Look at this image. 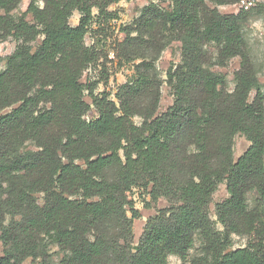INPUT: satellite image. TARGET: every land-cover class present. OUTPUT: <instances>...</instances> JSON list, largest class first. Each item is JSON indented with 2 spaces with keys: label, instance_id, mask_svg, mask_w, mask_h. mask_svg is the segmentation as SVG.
<instances>
[{
  "label": "trees",
  "instance_id": "16d2710c",
  "mask_svg": "<svg viewBox=\"0 0 264 264\" xmlns=\"http://www.w3.org/2000/svg\"><path fill=\"white\" fill-rule=\"evenodd\" d=\"M21 1L0 0V43H16L0 70V112L10 109L0 114V264H50L48 243L62 252L58 264H167L168 256L184 261L195 238L203 256L194 264H264V94L246 54L248 11L215 7L239 0L143 8L121 44L142 61L116 102L81 79L97 58L84 43L93 10L107 21L119 0H29L15 15ZM173 43L180 61L165 80L173 103L157 114L161 83L149 53ZM235 57L229 92L211 66ZM91 107L97 117L86 120ZM235 135L249 142L237 160ZM220 184L228 197L213 221ZM137 187L169 206L146 220L133 245ZM232 235L246 246L231 250Z\"/></svg>",
  "mask_w": 264,
  "mask_h": 264
},
{
  "label": "rangeland",
  "instance_id": "374dc122",
  "mask_svg": "<svg viewBox=\"0 0 264 264\" xmlns=\"http://www.w3.org/2000/svg\"><path fill=\"white\" fill-rule=\"evenodd\" d=\"M29 0H22L18 9L14 12L15 15H20L25 12ZM154 4L162 9H170V0H119L109 6L108 11L111 13V19L104 21L101 17L98 18L96 9L93 10L95 15L91 22L88 33L85 36V46L94 48L97 58L87 70L84 71L81 81L94 84L96 95L106 94L108 98L116 102L115 95L118 89L125 83L131 81L135 72V65L140 61L138 53L122 50L121 44L124 40V29L131 27L139 18L143 8ZM42 6L41 3H39ZM208 6L213 8L214 5L208 2ZM220 14H237L241 9L248 11L246 20L242 24V32L246 45V54L256 73L258 83L260 84L262 93L264 94V0H239L236 3L224 4L215 6ZM30 19V17H28ZM80 15L76 11L73 12L69 19L71 26H76L79 22ZM136 33H130V37H136ZM41 41L39 37L32 48L35 49ZM15 41L8 38L0 43V70L5 68V58L8 57L15 49ZM120 46V47H119ZM153 57L152 62L155 67L156 74L159 77L160 100L157 109V114H161L173 103V94L170 87L166 84V74L168 69L176 66L180 61V55L177 45L167 44V47L157 53H149ZM126 55V57H124ZM215 53L213 52V56ZM147 58V61H150ZM214 61V60H213ZM214 63V62H213ZM240 59L238 57L231 58L224 66L212 65L211 70L215 73L225 76L227 90L231 92L234 88V75L239 70ZM254 93L250 94L249 100H252ZM85 101L91 104V99L85 97ZM264 105V100H263ZM6 109L0 114L9 112ZM97 117V113L93 107L85 116L86 120H93ZM135 125L140 126L142 120L140 118L132 119ZM249 142L241 135H235L233 142V159L237 160L248 147ZM253 195H250V197ZM228 197L225 184H220L216 192L212 196V202L209 205L210 218L216 221L215 205ZM130 198L133 207L138 211L140 217L132 222L133 245H136L138 238L143 230L146 220L155 215L160 209L169 206L164 199H159L156 203H150V197L142 188H133L130 193ZM39 199V197H38ZM251 199V198H250ZM39 204L41 200L39 199ZM150 207L147 208L146 204ZM126 216L130 218L131 213L127 212ZM218 230L221 226L216 224ZM247 238L237 235H232L231 250H236L245 247ZM48 255L50 256V264H58L62 257V252L53 245L48 243ZM2 250L0 243V251ZM203 256L202 244L199 238H195L192 248L184 261H181L176 256H168L167 264H194ZM38 262H36L37 264ZM25 264H31V259H27Z\"/></svg>",
  "mask_w": 264,
  "mask_h": 264
}]
</instances>
